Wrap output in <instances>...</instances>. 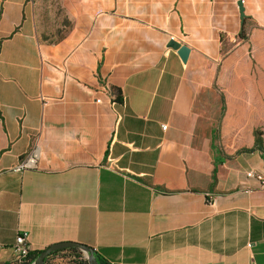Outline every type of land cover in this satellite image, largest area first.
I'll return each mask as SVG.
<instances>
[{"label":"crops","instance_id":"1","mask_svg":"<svg viewBox=\"0 0 264 264\" xmlns=\"http://www.w3.org/2000/svg\"><path fill=\"white\" fill-rule=\"evenodd\" d=\"M60 4L49 39L31 0H0V264L23 233L32 255L264 264V187L247 176L264 172L247 91L264 85V0Z\"/></svg>","mask_w":264,"mask_h":264},{"label":"rangeland","instance_id":"2","mask_svg":"<svg viewBox=\"0 0 264 264\" xmlns=\"http://www.w3.org/2000/svg\"><path fill=\"white\" fill-rule=\"evenodd\" d=\"M35 6L40 22V32L43 36L53 39L55 35L64 33L69 22L67 12L60 4V0H31ZM66 24V25H65ZM248 92L254 94L255 102H263L264 85L252 84L248 86ZM259 131L264 134V117L261 118ZM82 254V255H81ZM82 251L67 250L55 256L49 257L45 264H84L87 260Z\"/></svg>","mask_w":264,"mask_h":264},{"label":"built area","instance_id":"3","mask_svg":"<svg viewBox=\"0 0 264 264\" xmlns=\"http://www.w3.org/2000/svg\"><path fill=\"white\" fill-rule=\"evenodd\" d=\"M163 129H167V126H163ZM37 168V154L36 151H32L23 158L16 166L17 171H25L29 169ZM249 178L258 181L262 187H264V172H249L247 174ZM13 257L11 264H26L29 256L31 255V246L28 242V234L23 233L17 236L15 245L12 248Z\"/></svg>","mask_w":264,"mask_h":264},{"label":"water","instance_id":"4","mask_svg":"<svg viewBox=\"0 0 264 264\" xmlns=\"http://www.w3.org/2000/svg\"><path fill=\"white\" fill-rule=\"evenodd\" d=\"M240 9H241V14H242V19L244 20V9L242 6V3H239ZM169 47L173 49H179L180 44L174 40L169 42ZM67 249H78L82 251L86 259L88 260L89 264H99L97 259V255L95 253V250L93 248L87 247L85 245L77 244V243H60V244H55L49 248H47L45 251H43L39 257L34 261V264H45L46 259L54 252L57 251H62V250H67Z\"/></svg>","mask_w":264,"mask_h":264},{"label":"trees","instance_id":"5","mask_svg":"<svg viewBox=\"0 0 264 264\" xmlns=\"http://www.w3.org/2000/svg\"><path fill=\"white\" fill-rule=\"evenodd\" d=\"M115 90H116V91H115ZM114 92H116V93H115V94H116V101H122L119 90H117V89L111 87V88H110V93H111V95H112ZM256 136H257V140H256V144H255V146H254L252 149H249L248 151L259 150V151H261V152L264 154V143H263V141H262V133H261V132H257V133H256ZM67 250H69V249H67ZM67 250H62V251L54 252V253H52L49 257H51V256H55V255H57V254H59V253L66 252ZM70 250H78V249H70ZM78 251H80V250H78ZM41 253H42V252L36 253V254H34V255L31 254V255L29 256L28 262H27L26 264H31L35 259H37V258L39 257V255H40ZM81 255H82V254H81ZM49 257L46 259L45 263L47 262V260L49 259ZM97 261H98L99 264H110V263H108L107 261L102 260L101 258H98ZM84 264H89V263H88V260H85V261H84Z\"/></svg>","mask_w":264,"mask_h":264}]
</instances>
